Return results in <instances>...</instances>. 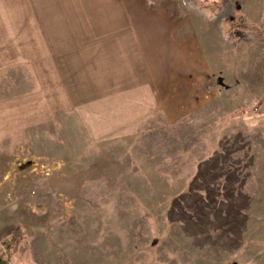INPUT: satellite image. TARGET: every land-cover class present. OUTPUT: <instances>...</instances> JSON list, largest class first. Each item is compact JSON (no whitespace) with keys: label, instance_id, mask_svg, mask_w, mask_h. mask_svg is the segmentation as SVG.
Returning a JSON list of instances; mask_svg holds the SVG:
<instances>
[{"label":"rangeland","instance_id":"374dc122","mask_svg":"<svg viewBox=\"0 0 264 264\" xmlns=\"http://www.w3.org/2000/svg\"><path fill=\"white\" fill-rule=\"evenodd\" d=\"M36 1L42 16L54 10ZM91 1L66 7L85 8L83 24L58 6L65 20L41 22L44 44L55 30L62 41L98 28ZM149 2L127 8L186 14L172 24L196 36L203 80H100L98 52L75 53L71 79L66 48H54L71 109L0 146V247L23 232L13 264H264V0ZM4 23L13 36L25 28L22 57L34 63L4 73L19 96L34 68L50 79L51 60L34 22Z\"/></svg>","mask_w":264,"mask_h":264},{"label":"crops","instance_id":"0c3cea01","mask_svg":"<svg viewBox=\"0 0 264 264\" xmlns=\"http://www.w3.org/2000/svg\"><path fill=\"white\" fill-rule=\"evenodd\" d=\"M139 1L142 5L151 7L149 0H137V2L127 0L123 4L127 5L126 7L122 6L123 0H98L99 13L94 17L99 21L96 24L98 28H90L91 25H88L89 28L67 29L63 34L66 36V41H61L59 30H55V40L48 45L46 41L44 44L45 34L41 22L64 19L58 16V6L62 5L65 6L66 20L90 21L91 16L85 12V8L84 12H80L78 8L76 12L79 17H75L71 15L75 12H69L66 7L76 4L85 6V4H91V0H67L65 4L60 0H49L46 4L54 5V10L51 7L50 14L44 13L45 16L38 11L37 3L39 2L36 0H0V73H3L0 76L2 77L0 79V146L5 141L16 138V135H19L21 139L20 134L24 133L29 125L43 124L54 115L71 109L69 91L57 69L54 48H57V52L58 48L62 51L64 47L66 48L65 55L70 58L64 65L71 69L68 71L71 79L79 77L77 80H81L78 76L80 69L73 70L72 56L75 53H83L82 59L88 60L86 53L98 52L102 71L100 80H155L156 78L170 80L172 77L176 78L175 80H192V78L203 80V61L201 55H199L200 58L196 55L198 50V54L200 53V45H197L195 40L196 36L185 27L186 23L183 28H179L180 23H177V27L175 23L172 24V22L184 21L186 14L130 11L131 7ZM19 8L22 11H19ZM16 9L17 12H15ZM61 10L63 12L62 7ZM11 21L34 22V32L39 36L36 46L39 45L42 51L45 46L46 57L51 60H49V68L52 69L48 76L50 79H43L38 75L42 73L34 68L38 78L33 81V90L27 93L20 91L19 96H11L9 91L11 81L8 74L4 73L11 70V67H29L30 64L34 67V63L22 57L25 28H22L23 33L21 28H14L16 31L13 36L12 28L4 23ZM82 24L80 23V26ZM15 50L18 54L12 55L11 53ZM40 57L43 58L44 54L42 53ZM197 60L199 61L196 62ZM44 65L48 68L46 60ZM112 69L115 70L114 76L110 71ZM84 80H90V75L84 74ZM133 94V92H123L119 96L122 101H132ZM126 106L122 112L130 111L129 114L131 112L133 114L135 110L132 104H126ZM121 115L130 116L125 112ZM117 116L118 114L115 115V120Z\"/></svg>","mask_w":264,"mask_h":264},{"label":"trees","instance_id":"16d2710c","mask_svg":"<svg viewBox=\"0 0 264 264\" xmlns=\"http://www.w3.org/2000/svg\"><path fill=\"white\" fill-rule=\"evenodd\" d=\"M21 227H14L12 234L7 237L0 247V264H13L11 257L23 239Z\"/></svg>","mask_w":264,"mask_h":264}]
</instances>
